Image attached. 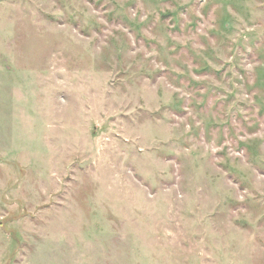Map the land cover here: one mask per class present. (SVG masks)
Returning a JSON list of instances; mask_svg holds the SVG:
<instances>
[{"label": "rangeland", "instance_id": "obj_1", "mask_svg": "<svg viewBox=\"0 0 264 264\" xmlns=\"http://www.w3.org/2000/svg\"><path fill=\"white\" fill-rule=\"evenodd\" d=\"M0 264H264V0H0Z\"/></svg>", "mask_w": 264, "mask_h": 264}]
</instances>
